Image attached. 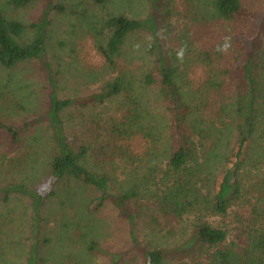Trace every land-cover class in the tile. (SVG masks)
Listing matches in <instances>:
<instances>
[{
	"label": "trees",
	"instance_id": "trees-1",
	"mask_svg": "<svg viewBox=\"0 0 264 264\" xmlns=\"http://www.w3.org/2000/svg\"><path fill=\"white\" fill-rule=\"evenodd\" d=\"M38 1L44 6L36 21L12 13ZM92 1L113 6L89 25L101 70L79 73L85 84L98 85L84 97H63L65 73L50 51L54 15L65 6L0 0V71L36 62L47 80L42 112L21 123L0 121L1 134L18 148L0 157V175H12L0 180V193L6 202L26 199L31 209L26 264H46L44 211L55 203L70 227L64 248L78 264H96L97 256L110 264H264V11L243 0L189 1L203 28L227 26L231 46L219 52L226 41L190 47L180 39L172 46L166 0H146L141 17L121 13L113 0ZM135 34L150 38L138 47L137 65L127 50ZM5 89L0 110L19 108L17 91ZM117 97L118 112L100 131L80 135L69 124L74 110ZM139 139L142 151L134 147ZM250 160L258 173L246 184ZM41 171L50 179L43 187ZM106 205L127 223L126 252L101 245L97 213Z\"/></svg>",
	"mask_w": 264,
	"mask_h": 264
},
{
	"label": "rangeland",
	"instance_id": "rangeland-1",
	"mask_svg": "<svg viewBox=\"0 0 264 264\" xmlns=\"http://www.w3.org/2000/svg\"><path fill=\"white\" fill-rule=\"evenodd\" d=\"M65 6V12H59L54 15V24L52 26L53 44L50 51V57L55 63L61 64L65 76L60 82V95L65 97L72 95L84 97L93 92L97 84H85L80 74L85 68L101 70L104 59L94 46V39L89 31V25L99 18H103L113 10L111 3L104 5L97 4L92 0H59ZM121 8V13L129 17L145 16L148 12L149 4L146 0H113ZM192 0H166L163 16L168 25L166 32L175 39L172 46L180 44V39L190 45H206L216 41H226L228 38L227 26H215L208 24L202 27L197 23L193 8L189 3ZM246 8L260 13L264 11V0H243ZM44 2L38 1L27 7L13 10L17 18L24 23L36 21L42 11ZM216 30V31H212ZM147 34H135L131 37V45L127 47L128 52L135 58V65L141 63L138 58V47L149 41ZM134 51V52H133ZM194 64V63H193ZM193 64L190 66L192 67ZM97 68V69H95ZM195 66L192 68V72ZM207 77V76H206ZM204 78V77H203ZM203 78L198 82H202ZM8 83V84H7ZM7 84V85H6ZM5 85V91H17L16 99L19 102V108L8 106L7 109L0 110V121L21 123V121L34 112H42L46 108L47 80L41 66L36 62L23 64L15 71H0V86ZM10 94V92H9ZM8 95V94H7ZM120 97L108 100L103 104L89 105L73 111V116L69 124L76 133L88 134L95 128L100 131L104 123L118 112ZM30 113V114H29ZM93 120V122H91ZM144 141L137 140L135 148L142 151ZM18 148L11 146L0 131V157L6 155L10 157L15 154ZM22 149H19L21 152ZM254 158V156H253ZM247 162L244 171V181L251 183V178L258 171ZM1 164V159H0ZM12 175L8 171L0 175V180H8ZM39 185L44 186L50 179L43 176L42 171L39 174ZM31 209L26 199L12 198L6 202L0 193V229L3 231L2 252L3 257L0 264H26L30 245L32 244L30 235V214ZM46 217V237L49 241L40 243V249L47 258L46 264H78L73 258L68 256L64 245L67 243V235H64L68 221L64 218L63 211L56 203L47 212ZM98 220L102 222L101 245L112 252H126L131 248V241L128 233L127 223L122 219L117 210L112 205H106L97 213ZM43 235V233H40ZM96 264H110L107 257L97 256Z\"/></svg>",
	"mask_w": 264,
	"mask_h": 264
},
{
	"label": "clouds",
	"instance_id": "clouds-1",
	"mask_svg": "<svg viewBox=\"0 0 264 264\" xmlns=\"http://www.w3.org/2000/svg\"><path fill=\"white\" fill-rule=\"evenodd\" d=\"M230 46V43L226 40V42L223 45L218 46L216 50L219 52H227ZM180 55H182V53Z\"/></svg>",
	"mask_w": 264,
	"mask_h": 264
}]
</instances>
